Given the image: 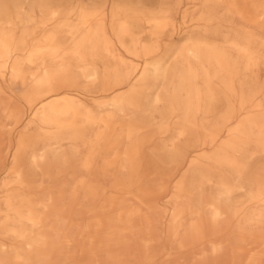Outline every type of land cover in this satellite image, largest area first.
I'll return each instance as SVG.
<instances>
[{
	"label": "rangeland",
	"instance_id": "obj_1",
	"mask_svg": "<svg viewBox=\"0 0 264 264\" xmlns=\"http://www.w3.org/2000/svg\"><path fill=\"white\" fill-rule=\"evenodd\" d=\"M0 264H264V0H0Z\"/></svg>",
	"mask_w": 264,
	"mask_h": 264
}]
</instances>
